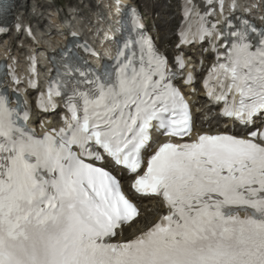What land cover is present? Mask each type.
Masks as SVG:
<instances>
[{"label":"snow or ice","instance_id":"6c2138e0","mask_svg":"<svg viewBox=\"0 0 264 264\" xmlns=\"http://www.w3.org/2000/svg\"><path fill=\"white\" fill-rule=\"evenodd\" d=\"M207 15L185 0L182 42L222 35ZM122 29L102 73L68 69L83 80L64 96L63 127L38 136L25 123L29 112L0 93V264H264V121L255 128L264 116V31L245 20L204 80L221 114L253 130L192 139L177 73L135 11ZM60 96L50 82L39 106L55 109ZM153 132L166 139L145 157ZM106 159L166 209L132 238L123 229L139 209L97 166Z\"/></svg>","mask_w":264,"mask_h":264},{"label":"bare ground","instance_id":"6f19581e","mask_svg":"<svg viewBox=\"0 0 264 264\" xmlns=\"http://www.w3.org/2000/svg\"><path fill=\"white\" fill-rule=\"evenodd\" d=\"M26 2H27V0H15V7H16V11L18 13H22V12H24L26 10ZM87 21H91V23H92L93 22V18H89V19H87ZM85 22L86 21H84V23ZM51 44H53V45L56 44L55 39H52ZM39 50L44 51L46 53L49 52L47 47H42ZM146 206H148V205H144V207H146ZM149 206H151L153 208H156L153 203H149ZM150 214L152 215V213H150Z\"/></svg>","mask_w":264,"mask_h":264}]
</instances>
